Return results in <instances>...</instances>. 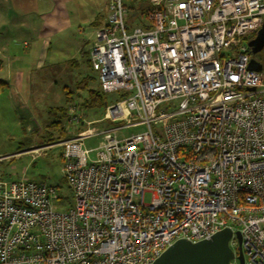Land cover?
I'll return each mask as SVG.
<instances>
[{
  "label": "built area",
  "instance_id": "2783aa9c",
  "mask_svg": "<svg viewBox=\"0 0 264 264\" xmlns=\"http://www.w3.org/2000/svg\"><path fill=\"white\" fill-rule=\"evenodd\" d=\"M144 1V26L128 29L124 0H108L86 51L101 93L123 96L112 127L79 131L74 106L65 139L29 150L61 148L72 204L0 179V264H152L224 229L229 264H264V70L248 69L247 45L264 0Z\"/></svg>",
  "mask_w": 264,
  "mask_h": 264
},
{
  "label": "crops",
  "instance_id": "0c3cea01",
  "mask_svg": "<svg viewBox=\"0 0 264 264\" xmlns=\"http://www.w3.org/2000/svg\"><path fill=\"white\" fill-rule=\"evenodd\" d=\"M129 1L128 29L144 26L147 3L144 0ZM107 2L0 0V117L3 111L14 112L17 119L14 123L20 125L23 138L42 127V134L47 135L38 141H30L27 148L14 154L26 152L30 155V149L50 143L53 132L58 137L59 132L50 128L52 121L46 116L35 122L28 102L32 99L42 101L52 89L48 76L54 73L47 70L54 68L58 74L60 66L76 67L80 58L87 55L83 35L86 30H91L94 35L104 24ZM53 109L49 108L47 115L51 116ZM68 135L65 131L64 136ZM10 136L13 138L14 135Z\"/></svg>",
  "mask_w": 264,
  "mask_h": 264
},
{
  "label": "rangeland",
  "instance_id": "374dc122",
  "mask_svg": "<svg viewBox=\"0 0 264 264\" xmlns=\"http://www.w3.org/2000/svg\"><path fill=\"white\" fill-rule=\"evenodd\" d=\"M128 10L130 8V1L124 0ZM86 45L84 46V52L87 51L89 45L93 42L94 35L91 30H86L83 35ZM264 66V49L259 53L257 57ZM88 55L84 54L83 58H80L78 65L73 67L72 65L60 66L58 74L56 69L52 68L47 71L54 73L48 79L52 83V89L44 95L42 101H35V99L28 100L27 96H23L24 99L29 103L31 113L35 115V122L38 121L39 117L46 116L50 121H60L63 125L64 130H68L71 133L74 127L68 125L67 110L75 106V109H79V113L83 120L82 128L88 129L91 132H99L106 130L112 125L104 119L106 109L103 105L91 108H81L80 105L87 99V90L80 87L82 81H86L87 89L97 90L98 81L96 74L89 67ZM68 91V94L66 93ZM121 99L120 93L109 94L103 96V101L107 105L114 104ZM55 108L52 111V115H47L49 108ZM59 108H63L62 112H59ZM65 109V110H64ZM78 112V111H77ZM0 117V156L11 155L18 151H22L27 148L28 143L36 139L40 140L41 137H46L43 133V127L37 131L32 132L33 136L29 134L27 137L22 136L21 127L14 123L17 119L15 118L14 112L4 111ZM66 116V118H65ZM51 118V119H50ZM18 122V121H17ZM39 122V121H38ZM78 131V132H79ZM141 131L138 129L123 130L122 134L130 135ZM50 132V131H49ZM53 132V131H51ZM10 135H14L11 138ZM53 140L50 143H55L59 140L65 139L67 136L60 137L57 139V134L53 132ZM98 139H91L85 141L87 148H93L98 144ZM38 143V142H37ZM39 144V143H38ZM61 148L52 147L43 151L40 155L35 158L32 155L23 154L20 157L11 159L10 161L0 162V179L11 182L21 178H26L34 181H43L51 186L57 187L60 201L72 204L71 193L67 188V184L63 179L62 175V159H61ZM148 197L145 198V203H148Z\"/></svg>",
  "mask_w": 264,
  "mask_h": 264
},
{
  "label": "water",
  "instance_id": "95a60500",
  "mask_svg": "<svg viewBox=\"0 0 264 264\" xmlns=\"http://www.w3.org/2000/svg\"><path fill=\"white\" fill-rule=\"evenodd\" d=\"M250 49L251 59L248 69L255 72H261L263 66L257 60L255 55L264 49V22L254 37L247 43ZM239 240V234H235ZM232 232L224 229L208 240L191 243L186 240H178L167 248L152 264H229L233 258V252L229 248V240ZM239 261L242 264V256L239 255Z\"/></svg>",
  "mask_w": 264,
  "mask_h": 264
},
{
  "label": "trees",
  "instance_id": "16d2710c",
  "mask_svg": "<svg viewBox=\"0 0 264 264\" xmlns=\"http://www.w3.org/2000/svg\"><path fill=\"white\" fill-rule=\"evenodd\" d=\"M255 56H256V57H254L255 60H257L263 66V63L257 59L259 54L255 55ZM89 67H90V64H89ZM263 70H264V66H263ZM80 87L83 88V89H86L87 90L86 92L88 94L87 99L80 105L81 108H91V107H97V106L103 105L104 108L106 109V107L109 106L103 101L104 94L101 93V91L99 90V86H98L97 90L87 89L86 81H82ZM65 94H68L67 90H66ZM121 98H123V96H121ZM62 109L63 108H59L58 109L59 112H62L63 111ZM65 118H66V116H65ZM50 125H51L50 126L51 129H55V130H57L59 132V135H58L57 139H59L60 137H63L65 135L64 127H63V125H61L60 121L54 120V121H52L50 123ZM52 140H53V138H52Z\"/></svg>",
  "mask_w": 264,
  "mask_h": 264
},
{
  "label": "bare ground",
  "instance_id": "6f19581e",
  "mask_svg": "<svg viewBox=\"0 0 264 264\" xmlns=\"http://www.w3.org/2000/svg\"><path fill=\"white\" fill-rule=\"evenodd\" d=\"M256 57V56H255Z\"/></svg>",
  "mask_w": 264,
  "mask_h": 264
}]
</instances>
